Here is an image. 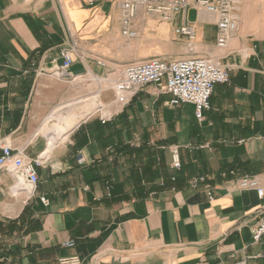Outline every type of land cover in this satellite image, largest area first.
<instances>
[{
    "label": "crops",
    "instance_id": "1",
    "mask_svg": "<svg viewBox=\"0 0 264 264\" xmlns=\"http://www.w3.org/2000/svg\"><path fill=\"white\" fill-rule=\"evenodd\" d=\"M250 1L222 51L216 26L188 22V11L171 21L140 13L139 36L126 39L119 0H0V155L10 145L43 162L34 194L0 171V264H264V236L253 239L264 198L239 187L244 175L264 187V37L252 34L264 26V4L252 13ZM184 23L196 33L211 26L213 40L178 36ZM72 47L82 58L56 77ZM193 57L222 58L232 69L203 121L191 104L169 106L154 85L122 105L118 80L106 78L134 63ZM95 83V96L78 100ZM171 146L181 148L178 173L168 160L160 168ZM196 178L204 181L194 187ZM69 240L74 247L64 246Z\"/></svg>",
    "mask_w": 264,
    "mask_h": 264
},
{
    "label": "built area",
    "instance_id": "2",
    "mask_svg": "<svg viewBox=\"0 0 264 264\" xmlns=\"http://www.w3.org/2000/svg\"><path fill=\"white\" fill-rule=\"evenodd\" d=\"M242 0H119L121 34L126 39L139 36V14L145 17L159 18L162 21H171L179 13H186L190 8L197 11L199 23H211L216 26V47L227 50L230 41L236 37L241 24ZM176 34L193 43L196 40V26L184 23ZM63 64L53 69V75L66 78L70 68L81 53L75 48L64 49L61 53ZM232 69L222 58L193 57L179 60L152 59L149 61L130 64L125 67L120 79L115 82L113 90L117 101L122 105L130 103L143 87L154 85L169 95L168 105L179 107L184 104L194 106L195 117L198 121L204 120V112L211 109V98L217 85L228 84ZM107 117L102 121L107 122ZM0 171L8 172L27 181L34 194L39 183L38 169L43 165L42 159H29L24 150H14L10 145L1 146ZM171 169L181 171L183 162L181 148L171 146ZM172 183L177 177L170 178ZM204 178H196L192 185L197 187ZM161 181L160 186H165ZM239 187L244 190H255L260 199L264 198V187L254 176L244 175L239 179ZM47 206L49 201L41 198ZM264 236V215L253 231V239L260 242ZM75 241L64 243L65 247H74ZM79 257L60 259L58 264H82Z\"/></svg>",
    "mask_w": 264,
    "mask_h": 264
},
{
    "label": "rangeland",
    "instance_id": "3",
    "mask_svg": "<svg viewBox=\"0 0 264 264\" xmlns=\"http://www.w3.org/2000/svg\"><path fill=\"white\" fill-rule=\"evenodd\" d=\"M250 6H251V12H261L262 13V4H264V0H251L250 1ZM256 5V6H255ZM243 8H244V0H243V4L241 6V16L243 14ZM187 20L188 22H195L197 20V11L193 8H190L187 12ZM215 33V30L214 28H212L211 26L209 25H202V26H198L197 28V36H198V41H204V42H209V41H212L213 38H214V34ZM252 34H254V36H257V37H264V26L261 27V28H258V29H252ZM204 35V39L202 40V37ZM177 43H182V41L179 39V40H176ZM187 52V50L185 51ZM222 55V54H220ZM190 56V55H189ZM124 68H115V70H112L110 73H109V76H106V78H109L110 80L112 81H117L120 79V74H121V71L123 70ZM94 92H92L91 94L87 93V90L85 89H81L80 90V96H79V99L78 100H91L97 90H98V87L96 85V83L94 84ZM185 110L188 112V113H192L193 112V108L190 107V106H186L185 105ZM170 151V149H169ZM159 159H160V168H161V171H164L166 169L165 165H166V161L168 160L169 162V165H170V171L171 172H174V173H178L179 171H174L171 169V151L170 153L167 152V153H160L159 155ZM170 156V158H169ZM161 181H164L165 184L167 183L166 179H162ZM160 181V182H161Z\"/></svg>",
    "mask_w": 264,
    "mask_h": 264
},
{
    "label": "bare ground",
    "instance_id": "4",
    "mask_svg": "<svg viewBox=\"0 0 264 264\" xmlns=\"http://www.w3.org/2000/svg\"><path fill=\"white\" fill-rule=\"evenodd\" d=\"M236 36H238V34ZM59 133H60V131H59Z\"/></svg>",
    "mask_w": 264,
    "mask_h": 264
}]
</instances>
